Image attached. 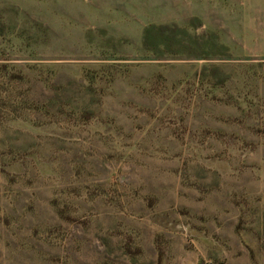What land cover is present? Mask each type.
I'll use <instances>...</instances> for the list:
<instances>
[{
  "label": "rangeland",
  "instance_id": "374dc122",
  "mask_svg": "<svg viewBox=\"0 0 264 264\" xmlns=\"http://www.w3.org/2000/svg\"><path fill=\"white\" fill-rule=\"evenodd\" d=\"M264 264V0H0V264Z\"/></svg>",
  "mask_w": 264,
  "mask_h": 264
},
{
  "label": "built area",
  "instance_id": "2783aa9c",
  "mask_svg": "<svg viewBox=\"0 0 264 264\" xmlns=\"http://www.w3.org/2000/svg\"><path fill=\"white\" fill-rule=\"evenodd\" d=\"M201 264H215L212 260H205Z\"/></svg>",
  "mask_w": 264,
  "mask_h": 264
}]
</instances>
